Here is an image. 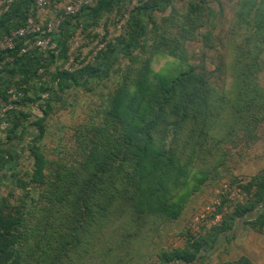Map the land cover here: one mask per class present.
I'll return each instance as SVG.
<instances>
[{"label": "rangeland", "instance_id": "rangeland-1", "mask_svg": "<svg viewBox=\"0 0 264 264\" xmlns=\"http://www.w3.org/2000/svg\"><path fill=\"white\" fill-rule=\"evenodd\" d=\"M146 1L137 5L124 30H118V25L113 28L115 21L123 18L121 13L98 22L93 39L85 47L93 46L108 27L113 47L107 50L109 58L104 68L107 73L93 75L53 93L58 101L50 104L51 111L43 123L45 134L38 148L50 168L57 162L67 167L81 160L85 152L81 143L89 140L92 132L99 131V146L115 147L125 136L126 122L133 120L143 127L156 119L153 137L162 149L175 150L177 165L182 169L186 166L187 171L168 178V192L163 199L169 204L166 211L158 209V201L153 203L151 213L146 205L144 213L131 211L134 188L126 183L119 185V191H127L123 194L127 201L119 203L112 213L102 211L103 217L94 220L78 247L72 243L81 225L78 220L72 233L68 232L66 238L72 241L66 246L61 244L62 236L57 235L56 229L46 243L41 238L45 232L31 229L32 235L17 246L22 248L20 264H164L166 254L187 246L189 220L211 200L215 188L222 182H238L240 177L262 168V162L256 159L264 154V52L258 54L263 60L261 65L237 70L238 65L234 64L237 58L240 65L248 58L237 53L227 35L235 7L233 1L205 0L199 5L194 0H167V10L154 13L147 11ZM62 2L55 0L54 4ZM166 5L159 7L165 9ZM126 20L124 17L123 23ZM129 40H133L132 48L130 43L127 45ZM7 62L6 59L5 65ZM182 72L189 75L192 72L195 80L187 78L182 81L183 86L159 79L177 78ZM189 82L195 86L191 93L186 91ZM119 95L123 101L118 118L112 108ZM172 95L171 101L164 102L166 112L162 111L159 108L162 96L170 99ZM39 104L45 107L43 101ZM132 133L128 135L131 140L143 137L137 131ZM33 161V157L18 159L17 178L28 180ZM11 173L0 184V205L6 212L23 198L27 203L37 200L38 193L45 188L30 185V195H25L16 187ZM207 235V257L197 264H217L216 257L210 255L217 245L212 247ZM261 254L255 260L257 264H264V252ZM238 263L243 264L238 260L230 264Z\"/></svg>", "mask_w": 264, "mask_h": 264}, {"label": "trees", "instance_id": "trees-1", "mask_svg": "<svg viewBox=\"0 0 264 264\" xmlns=\"http://www.w3.org/2000/svg\"><path fill=\"white\" fill-rule=\"evenodd\" d=\"M194 1L199 5L205 3V0ZM127 2L128 0H101L93 7L84 8L78 15L68 17L60 32L53 36L51 46L46 51L33 49L26 54H21L22 45L19 42L14 50L0 53V63L3 64V70L0 71V97L7 99L16 92L23 94L16 104L17 108L7 117L8 128L0 132V184L7 172L11 170V175L16 180V187L25 195H30L31 186L45 185L44 190L38 193L37 200H30L28 203L24 198L18 200L16 204L13 203L10 206L8 212L0 205V264L21 263L19 252L21 253L22 248L17 249V246L21 240L23 243L26 241L23 238L28 239L32 235L31 232L29 233L31 229L45 232V235L41 237L43 243L52 238V230L56 229L57 235L62 236L61 244L66 246L72 241L66 238L68 232L72 233L74 223L78 220L81 225L78 229L75 228L77 229L73 236L75 242H72L78 247L82 237L87 236L94 220L103 217L102 211L112 213L113 208L119 207L117 206L119 203L127 201V198L123 196L127 191H119V185L125 183L134 188V196L130 197L133 207L131 211L144 213L146 205V210L151 213L154 210L153 203L156 201L159 203L158 209L166 211L169 204L163 202V199L168 192L166 187L168 178L174 173L181 174L187 171L186 166H182V169L177 165L175 159L177 152L162 149L153 137L152 131L157 127L156 119H152L147 126L143 127L137 126L133 120L126 122L125 136L121 138V144L115 147L99 146L97 141L99 131L92 132L89 140L85 139L81 143L85 151L81 160L67 167L65 163L57 162L53 164L54 168H50L47 166L48 162L44 155L39 152L38 142L45 134L43 123L51 111L50 104L54 100L58 101L53 97V93L69 89L80 80L93 75L107 73L104 69L109 58L107 50L112 46L107 35L108 27H105L93 46H88L89 48L85 46L88 40L93 39L91 36L95 34L98 22L112 15L121 13V17L127 18L124 23L122 18L113 24V28L120 25L122 30L125 29L129 17L137 7L136 5L127 12L125 10ZM146 2L148 3L147 11L150 13L165 11L168 7L167 0H147ZM159 4L166 5L165 9H160ZM53 5L56 6L54 3ZM35 14L34 0H11L7 10L0 16V38L22 26L28 15ZM232 17L227 35L232 40L233 43H231L237 53L247 55L248 58L244 60V65H240V58H237L234 63L238 65L237 70L261 65L263 60L258 54L264 52V0H238ZM79 26H82V29H79ZM79 34H83L84 38L81 39L80 46L75 49L78 53H74L69 41ZM132 42L133 40H129L127 45L130 43V47L133 46ZM98 43H104V47L96 55L91 56L92 50ZM83 48H88L86 49L88 51L82 52ZM55 51H58V55L54 54ZM70 57L74 59L75 64L72 66V71H67L65 65ZM4 59L8 61L6 65ZM251 72L252 70H249L247 73L251 76ZM190 75L188 72H182L177 78L160 77L159 79L166 80L168 84L174 82L183 85L182 81L187 78L193 77L195 80L192 72ZM194 89L195 86L189 82L186 91L191 93ZM38 91L41 93L37 94ZM170 91L174 92L173 88ZM118 97L120 98L115 99L112 110L119 118V107L123 96ZM173 97L174 95L168 99L162 96L159 108L166 112L167 106L164 102L171 101ZM39 101L45 103L44 108ZM257 107L260 111V104ZM132 108L134 113L136 102ZM141 114L143 112L139 115ZM136 131L143 137L136 140L128 138V135ZM24 157H33L34 160L32 169L27 174L28 180L17 178L18 173H16L18 159ZM230 183L238 185L248 199L244 205H228L222 224L207 231L216 233L219 236L218 241L220 238L228 241L234 236L238 224H245L248 219H254L256 226L260 229L264 228V172L253 177L248 183L242 181ZM27 205L26 212H23ZM233 219L236 220L235 225L230 227L229 223ZM42 220L46 223L41 224ZM213 233L211 235L201 233L195 237L188 231L187 246L166 254L164 264H197L206 254L205 244L208 243V239L205 235L210 238ZM238 261L249 264L244 259Z\"/></svg>", "mask_w": 264, "mask_h": 264}, {"label": "built area", "instance_id": "built-area-1", "mask_svg": "<svg viewBox=\"0 0 264 264\" xmlns=\"http://www.w3.org/2000/svg\"><path fill=\"white\" fill-rule=\"evenodd\" d=\"M11 0H0V16L7 10ZM55 0H34L35 15H28L24 24L16 30L10 31L7 35L0 38V53H7L16 48L21 43V54H26L30 50L37 49L46 51L50 48L52 38L60 32V29L68 17L78 15L84 8L93 7L101 0H61L62 4L54 6ZM145 0H128L125 5L127 12L131 11L136 5ZM40 12V15L37 13ZM120 25L117 29L120 30ZM82 29V26H79ZM93 30V28H90ZM80 31V30H78ZM84 38L83 34H79L75 38L70 39L71 50L77 49ZM104 47V43L95 45L91 52V56ZM58 55V51L54 52ZM74 59L69 58L66 64V70L72 71L71 65H74ZM82 67V65H79ZM3 70V64L0 63V71ZM41 72V71H39ZM23 94L16 92L7 99L0 97V132L8 128V115L17 108V102ZM248 197L238 185L230 182H222L214 191L209 202H206L192 216L188 223V231L193 236H198L202 232H207L214 227L220 226L223 216L227 211V206L244 205ZM202 233V234H203ZM241 264V263H238Z\"/></svg>", "mask_w": 264, "mask_h": 264}, {"label": "crops", "instance_id": "crops-1", "mask_svg": "<svg viewBox=\"0 0 264 264\" xmlns=\"http://www.w3.org/2000/svg\"><path fill=\"white\" fill-rule=\"evenodd\" d=\"M215 1L218 2L219 0ZM227 1H233V3L235 4L238 0ZM37 14L40 15V12H38ZM230 14L232 15V13ZM257 157L258 158L256 159V161H258L259 163L262 162V168L255 171V173L250 174L249 176L245 175V177H240L241 180L239 181L248 183L253 177L264 172V154H260V156ZM9 171L6 174V177L9 174ZM235 222V219L231 220L229 223L230 227H234ZM254 223V219H248L247 223H240V225L238 224L237 229L234 231V236L228 241H225L221 238L218 241L219 236H217L216 233L211 236V246H217L212 251V253H210V255H212L213 258L216 257L217 264H230L240 259L247 260L249 264H257L255 260H257L258 256L262 255L261 252H264V233L262 232V229H260ZM226 232L227 231H225V233ZM228 246L233 247L224 252L223 248ZM206 257L207 254H205V256L201 260L205 259Z\"/></svg>", "mask_w": 264, "mask_h": 264}]
</instances>
